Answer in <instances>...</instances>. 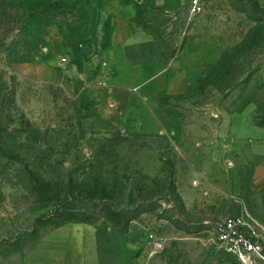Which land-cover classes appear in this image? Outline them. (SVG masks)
Segmentation results:
<instances>
[{
    "label": "rangeland",
    "instance_id": "1",
    "mask_svg": "<svg viewBox=\"0 0 264 264\" xmlns=\"http://www.w3.org/2000/svg\"><path fill=\"white\" fill-rule=\"evenodd\" d=\"M189 1L0 0V264H264V0ZM173 62L183 94L103 118L111 65Z\"/></svg>",
    "mask_w": 264,
    "mask_h": 264
},
{
    "label": "crops",
    "instance_id": "2",
    "mask_svg": "<svg viewBox=\"0 0 264 264\" xmlns=\"http://www.w3.org/2000/svg\"><path fill=\"white\" fill-rule=\"evenodd\" d=\"M110 67L113 72L106 74L102 85L93 91L98 95L99 112L106 120L121 122L159 95L183 94V74L174 62L169 69L144 81L137 74L120 72L118 65Z\"/></svg>",
    "mask_w": 264,
    "mask_h": 264
},
{
    "label": "built area",
    "instance_id": "3",
    "mask_svg": "<svg viewBox=\"0 0 264 264\" xmlns=\"http://www.w3.org/2000/svg\"><path fill=\"white\" fill-rule=\"evenodd\" d=\"M212 0H190L188 13L191 17L203 14ZM246 223L240 219H229L218 226V236L222 244L230 247L243 262L251 260L250 256L260 255V248L253 242V236L247 233Z\"/></svg>",
    "mask_w": 264,
    "mask_h": 264
}]
</instances>
